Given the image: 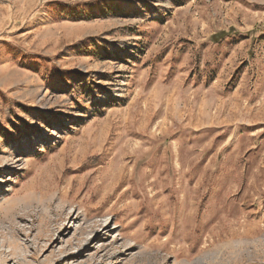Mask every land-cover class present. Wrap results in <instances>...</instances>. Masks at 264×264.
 <instances>
[{
    "label": "rangeland",
    "instance_id": "1",
    "mask_svg": "<svg viewBox=\"0 0 264 264\" xmlns=\"http://www.w3.org/2000/svg\"><path fill=\"white\" fill-rule=\"evenodd\" d=\"M0 264H264V0H0Z\"/></svg>",
    "mask_w": 264,
    "mask_h": 264
}]
</instances>
